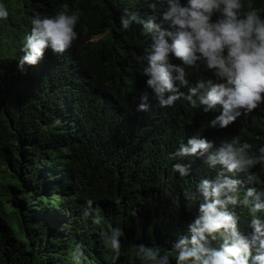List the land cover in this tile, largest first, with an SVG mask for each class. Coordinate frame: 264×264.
I'll list each match as a JSON object with an SVG mask.
<instances>
[{
  "label": "trees",
  "instance_id": "1",
  "mask_svg": "<svg viewBox=\"0 0 264 264\" xmlns=\"http://www.w3.org/2000/svg\"><path fill=\"white\" fill-rule=\"evenodd\" d=\"M247 3L264 9V0ZM0 4L9 12L0 20V264H78L73 256L77 245L83 251L79 264H139L134 253L139 243L172 251V242L187 234L202 202L197 183L215 178L220 167L211 169L202 158L185 157L180 162L190 166L189 175L182 178L171 171L180 143L196 135L211 141L219 133L217 127H207L214 110L205 113L183 98L161 108L150 98L149 110L137 111L139 97L149 91L141 68L151 34L137 23L122 30L119 17L127 9L146 19L153 11L163 12L165 5L157 0ZM65 5L79 15L69 55L74 59L49 57L24 71L16 69L32 16L56 14ZM73 63L81 72L76 98L82 128L61 121L53 107L55 91L69 78L64 74ZM187 71L192 84L202 73L215 79L203 69ZM259 107L264 110V103ZM258 114H251L254 122H233L222 133L223 141L239 136L253 150L264 144ZM253 171L259 172V166ZM186 191L196 194L191 208L186 207ZM89 200L92 211L86 214ZM238 206L229 207L245 234L248 218L241 219ZM96 215L102 217L99 225L93 223ZM116 226L123 231L118 259L101 235Z\"/></svg>",
  "mask_w": 264,
  "mask_h": 264
},
{
  "label": "clouds",
  "instance_id": "2",
  "mask_svg": "<svg viewBox=\"0 0 264 264\" xmlns=\"http://www.w3.org/2000/svg\"><path fill=\"white\" fill-rule=\"evenodd\" d=\"M165 5L163 12L153 11L142 18L139 13L125 9L119 17L122 30L130 25H142L151 34V43L145 49L142 75L149 91L139 97L137 111H148L150 98L161 108L172 107L183 98L192 107L216 116L207 127L216 128L218 134L211 141L199 135L187 143H180L173 153L177 162L171 167L179 177L189 175L190 166L180 162L185 157L202 158L211 169L220 167L213 179H201L196 191L202 197L197 214L187 225V234H179L172 242V251H162L160 246L139 243L134 253L139 264H264V144L253 150V145L239 136L223 141L222 133L234 126L233 122L248 120L264 128V9L257 10L246 0H157ZM156 9V3L149 5ZM8 9L0 4V20H6ZM215 16V19L213 17ZM79 22L77 12L69 13L67 5L53 15L35 13L31 29L25 34L14 67L24 71L25 66L40 64L49 57H69L70 48L77 39L75 30ZM203 69L195 84L190 83L187 69ZM79 66L66 70L54 94V111L61 121L82 128L79 121L76 95L81 92L76 85L80 78ZM187 89L183 91L182 89ZM73 95V97L71 96ZM255 109V111H253ZM253 111V112H252ZM259 166L260 171H253ZM242 173L239 179L226 173ZM186 207L196 200L192 191L184 193ZM89 214L92 201H87ZM248 218L245 234L238 227L239 217L229 206H236ZM245 206V207H244ZM102 217H93L99 225ZM114 259L121 255L119 226L109 227L101 233ZM163 253V254H162ZM78 262L83 251L77 245L73 252Z\"/></svg>",
  "mask_w": 264,
  "mask_h": 264
},
{
  "label": "rangeland",
  "instance_id": "3",
  "mask_svg": "<svg viewBox=\"0 0 264 264\" xmlns=\"http://www.w3.org/2000/svg\"><path fill=\"white\" fill-rule=\"evenodd\" d=\"M137 215H139V212H138V214Z\"/></svg>",
  "mask_w": 264,
  "mask_h": 264
}]
</instances>
